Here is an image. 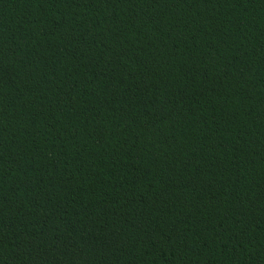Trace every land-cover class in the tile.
<instances>
[{
	"label": "trees",
	"instance_id": "1",
	"mask_svg": "<svg viewBox=\"0 0 264 264\" xmlns=\"http://www.w3.org/2000/svg\"><path fill=\"white\" fill-rule=\"evenodd\" d=\"M0 264H264V0H0Z\"/></svg>",
	"mask_w": 264,
	"mask_h": 264
}]
</instances>
